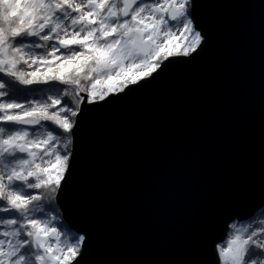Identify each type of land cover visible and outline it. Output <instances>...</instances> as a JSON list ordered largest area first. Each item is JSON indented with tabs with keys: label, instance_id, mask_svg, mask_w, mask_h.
<instances>
[{
	"label": "water",
	"instance_id": "obj_1",
	"mask_svg": "<svg viewBox=\"0 0 264 264\" xmlns=\"http://www.w3.org/2000/svg\"><path fill=\"white\" fill-rule=\"evenodd\" d=\"M196 13L198 57L84 105L60 198L88 237L82 264H212L225 221L264 202V0H197Z\"/></svg>",
	"mask_w": 264,
	"mask_h": 264
},
{
	"label": "snow or ice",
	"instance_id": "obj_2",
	"mask_svg": "<svg viewBox=\"0 0 264 264\" xmlns=\"http://www.w3.org/2000/svg\"><path fill=\"white\" fill-rule=\"evenodd\" d=\"M197 0H0V264H82L60 198L84 105L127 96L208 42ZM188 60L179 63H188ZM212 264H264V202L225 221Z\"/></svg>",
	"mask_w": 264,
	"mask_h": 264
}]
</instances>
